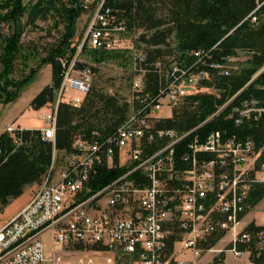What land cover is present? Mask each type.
Returning <instances> with one entry per match:
<instances>
[{"label": "trees", "instance_id": "trees-1", "mask_svg": "<svg viewBox=\"0 0 264 264\" xmlns=\"http://www.w3.org/2000/svg\"><path fill=\"white\" fill-rule=\"evenodd\" d=\"M92 1L85 7V0H0V105L17 101L40 70L50 65L51 83L34 96L29 106L34 110L55 109L56 116L53 141L44 138L41 128L17 126L0 134V214L27 186L42 183L50 171L55 150L72 152L75 140L81 138L102 144L104 151L107 139L117 134L132 111L150 106L151 101L163 96L169 83L184 71H207L210 78L184 96L169 117L157 121L154 140L143 142L146 154L169 144L167 136L158 135L160 130H173L179 136L189 134L174 146L173 159L179 169H186L191 163L183 160L186 154L192 156L190 144L195 140L204 142L211 133L237 142L252 140L257 146L264 142V116L244 118L237 123L239 114L234 111L251 99L264 107V71L258 75L264 69V0ZM98 9L107 22L125 29L123 36L141 30L134 41L136 47L143 48L145 59L135 61L136 72L144 70V86L139 93L147 99L146 103L136 97L133 104L127 102L118 94L93 85V81L79 106L59 100L64 74L76 56L83 55L90 62L77 59L75 67L91 71L96 69L93 65L130 61L126 50L90 47L87 33L80 45L75 42L81 16L94 10V17ZM39 21L50 23L48 35L52 40L39 45L23 42L27 27L37 28ZM239 55L244 59L236 60V68L229 74H222L213 66ZM174 67L178 70L174 71ZM100 153L102 159L88 171L82 193H95L126 172L117 164L108 167L104 153ZM213 157L209 153L198 154L203 160ZM131 178L138 186L149 183L141 171ZM263 199L264 183H258L249 200L258 203ZM248 229L253 233L260 230L253 225ZM220 236H213L205 246L212 247ZM177 237L170 238L169 252ZM251 245L254 248V240ZM224 259L225 254L216 256L213 264H221ZM250 261L262 264L264 252L254 250Z\"/></svg>", "mask_w": 264, "mask_h": 264}, {"label": "built area", "instance_id": "built-area-1", "mask_svg": "<svg viewBox=\"0 0 264 264\" xmlns=\"http://www.w3.org/2000/svg\"><path fill=\"white\" fill-rule=\"evenodd\" d=\"M92 2L85 0L84 6ZM112 25L98 9L87 32L89 46L120 49L125 29ZM77 57L64 74L59 94V100L74 106L80 105L93 81L90 68L75 67ZM133 57L141 62L145 54L135 51ZM236 60L229 57L213 66L229 74ZM143 77L144 70L134 76L135 92L143 89ZM209 78L207 71H184L150 106L133 110L117 134L107 139L104 151L102 144L81 138L75 140L72 152L55 150L50 171L28 204L0 227V264H213L216 256L227 253L246 256L252 264L254 250L264 252V199L249 200L253 186L264 183V142L257 146L252 140L237 142L211 133L204 142L190 144L192 156H183L191 161L186 169L176 167L173 154L174 146L189 134L160 130L158 135L167 136L169 144L153 154H146L143 147L144 140H154L155 124L163 118L159 111L167 106L172 112ZM67 91L78 95L66 99ZM135 97L146 103L140 93ZM234 111L239 114L237 123L264 116V107L254 99ZM42 116L43 136L53 141L55 109ZM100 152L108 167L117 164L126 172L95 193H82L88 171L102 159ZM199 153L214 157L199 159ZM137 171L148 184L136 185L131 175ZM252 225L260 230L253 233L248 229ZM47 233L54 246L49 259L43 241ZM217 234L221 235L217 242L205 246ZM175 235L169 252V240ZM206 254H211L210 260L201 263Z\"/></svg>", "mask_w": 264, "mask_h": 264}, {"label": "rangeland", "instance_id": "rangeland-1", "mask_svg": "<svg viewBox=\"0 0 264 264\" xmlns=\"http://www.w3.org/2000/svg\"><path fill=\"white\" fill-rule=\"evenodd\" d=\"M98 1V0H96ZM93 11L85 12L78 21V32L77 38L75 42L79 45L83 41L88 32V28L90 26L91 19L93 17ZM50 23H46L43 21L38 22L37 28L27 27L25 33L22 36L23 42L26 43H35L36 45L43 44L46 41L52 40V38L48 35V31L50 30ZM141 30H138L133 33H128L123 36L122 44L120 50L128 51L127 56L130 57V61L125 64H120L119 62H106L100 65H93L96 69H92L93 74V85H97L108 93L118 94L121 98L126 100L127 102L134 103L135 91L132 87V82L134 76L136 75V61L133 59V55L135 51H141L143 48H138L135 45V39L138 38ZM52 34H56L55 31L51 32ZM80 62H90L85 56L80 55L78 57ZM244 57L239 55L237 60H243ZM51 75V70L49 66L42 68L40 72L35 76L34 80L30 85H28L22 92L21 97L18 99V106H22L25 102L32 97L36 93V91L41 87L43 81ZM194 90V89H193ZM196 90V89H195ZM78 95L77 92L67 91L66 99L71 98L73 96ZM49 108H45L43 110H34L29 108L24 112V114L20 118V122L24 127H37L44 124L43 121V113L47 112ZM171 110L169 107L164 106L161 111H159V115L162 117H169L171 115ZM42 129V128H41ZM30 192V186H27L23 194L13 199L0 214V227L9 220L10 211L15 208L17 205L22 203ZM257 220L259 222L262 221V214H257ZM44 241V249L46 258L49 259L51 256V252L53 249V244L50 240V235L47 233L43 236ZM189 256V255H186ZM211 254H206L202 259L201 263L207 262L210 260ZM221 264H250L249 260L246 256L241 258L234 257L231 253H227L224 261Z\"/></svg>", "mask_w": 264, "mask_h": 264}, {"label": "crops", "instance_id": "crops-1", "mask_svg": "<svg viewBox=\"0 0 264 264\" xmlns=\"http://www.w3.org/2000/svg\"><path fill=\"white\" fill-rule=\"evenodd\" d=\"M46 66H49L50 70H51L50 65H45L43 68H45ZM51 79H52L51 75H48V77L43 81L41 87L36 91V93L34 95H32V97H30L25 102V104H23L22 106H18V103H19L18 99L14 103L7 104V105H0V134L3 133L9 127H17V126H20L22 128H43L44 127V124L37 126V127H24V126H22V124L20 122V118L26 110L31 108L29 106V104H30L31 100L34 98V96L45 85L51 83ZM45 108H42L40 110H43ZM36 188H37L36 184L30 186V192L28 194V197L22 203H20L19 205H17L15 208H13L10 211L9 219L12 218L13 216H15L23 207H25L28 204V202L30 201V199H31L34 191L36 190Z\"/></svg>", "mask_w": 264, "mask_h": 264}, {"label": "water", "instance_id": "water-1", "mask_svg": "<svg viewBox=\"0 0 264 264\" xmlns=\"http://www.w3.org/2000/svg\"><path fill=\"white\" fill-rule=\"evenodd\" d=\"M263 71H264V69L258 75H260ZM256 77L250 83H252L256 79Z\"/></svg>", "mask_w": 264, "mask_h": 264}]
</instances>
